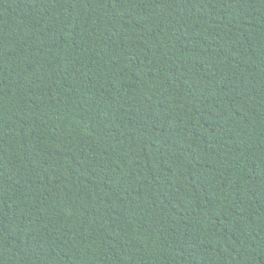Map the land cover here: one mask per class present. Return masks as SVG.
Returning <instances> with one entry per match:
<instances>
[{"label": "trees", "instance_id": "trees-1", "mask_svg": "<svg viewBox=\"0 0 264 264\" xmlns=\"http://www.w3.org/2000/svg\"><path fill=\"white\" fill-rule=\"evenodd\" d=\"M0 264H264V0H0Z\"/></svg>", "mask_w": 264, "mask_h": 264}]
</instances>
